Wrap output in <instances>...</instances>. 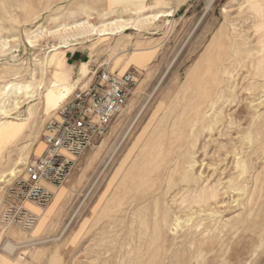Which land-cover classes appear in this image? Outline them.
Segmentation results:
<instances>
[{"label":"rangeland","instance_id":"rangeland-1","mask_svg":"<svg viewBox=\"0 0 264 264\" xmlns=\"http://www.w3.org/2000/svg\"><path fill=\"white\" fill-rule=\"evenodd\" d=\"M142 1L138 10L112 0H0V102L17 84L33 94L22 88L19 106L8 98L9 115L0 114L25 119L0 136V218L55 111V66L46 62L57 39L33 35L121 17L119 33L88 34L57 57L72 93L100 64L135 81L105 135L34 207L35 225L0 219V264H264V0Z\"/></svg>","mask_w":264,"mask_h":264},{"label":"built area","instance_id":"built-area-1","mask_svg":"<svg viewBox=\"0 0 264 264\" xmlns=\"http://www.w3.org/2000/svg\"><path fill=\"white\" fill-rule=\"evenodd\" d=\"M135 81L130 72L115 73L100 64L85 89L74 90L42 127L44 149L23 168L2 214L3 224L31 229L37 221L25 202L46 205L67 179L77 158L107 132L109 125L126 104Z\"/></svg>","mask_w":264,"mask_h":264},{"label":"bare ground","instance_id":"bare-ground-1","mask_svg":"<svg viewBox=\"0 0 264 264\" xmlns=\"http://www.w3.org/2000/svg\"><path fill=\"white\" fill-rule=\"evenodd\" d=\"M112 1L114 3H116V2L132 3L137 7L138 10H142L143 8H145V5L143 4L142 0H136V1L135 0H112ZM161 13H163V12H161ZM164 14L165 13L159 14V12H157L154 14L147 15L141 19H137V20L134 19L135 24H133V25L136 26L137 24H143L145 22H150V21L155 20ZM167 15H168V13H167ZM127 24L128 23H125L124 19L121 17H116L113 19L102 21L98 25H94L91 22H89L88 20L83 19L80 21L72 22V23H63L61 25H58V27H56L53 30L42 29L38 33H35L33 35V38L36 42L45 35L51 36V37H54L55 39H57V43H55L54 45H52L49 48L48 52H52V53L50 54L48 61L46 62L44 60L46 63H49V65L53 64L55 66L53 74H52V81H51V85H50L51 88H50L49 93H48V100L49 101H55V109L72 93V88H71L72 86L69 85L67 78L65 77L64 73L60 70V65H59L60 60H58V57H57L59 50L60 49L62 50V48L69 47L70 45H74L76 43H79V40L88 36V34H89V36L93 35V34H96L98 36H104V35H111V34L119 33ZM1 44H2L1 46H4L6 43H1ZM47 58H48V56H47ZM133 60L137 61V63H138L139 57H134ZM86 71H87L86 63H82L81 64V71H80V77L81 78L85 76ZM22 88L24 89V92H23L24 94L22 95L23 97L29 98L33 95L30 86L27 84L24 85V87H22L21 85H18V84L14 85L12 88H8L7 92L5 91L2 93L3 101L0 102V114L4 118H7L9 115V112H10L8 110L7 106L5 105L6 104L5 102L9 98V99H12L13 103L16 106H19V104L21 103L20 102L21 100L18 98H19V93L22 92V90H21ZM8 102H9V100L7 101V104H8ZM29 115H30V113H29ZM11 118H12V116H11ZM21 120H25V119H20V121H18V122L14 121V120L1 121L0 122V136L13 135V134L20 132L23 129L22 128L23 122ZM20 170L21 169H18L17 171H20ZM24 205L26 206V208L28 210L37 214L34 207H37L38 205L31 203V202H25ZM157 231H156V233H157ZM157 248H158V246H157Z\"/></svg>","mask_w":264,"mask_h":264},{"label":"crops","instance_id":"crops-1","mask_svg":"<svg viewBox=\"0 0 264 264\" xmlns=\"http://www.w3.org/2000/svg\"><path fill=\"white\" fill-rule=\"evenodd\" d=\"M68 52V51H67ZM65 53V56H67L68 54V57H70V56H73V53L72 52H68V53ZM65 59L67 60V57H65ZM59 65H60V70L63 72V73H65L64 72V70H63V65H64V54L62 53V55H61V57H60V61H59Z\"/></svg>","mask_w":264,"mask_h":264}]
</instances>
